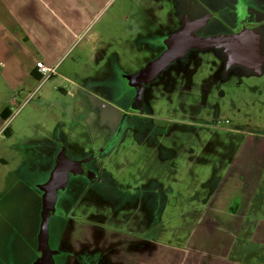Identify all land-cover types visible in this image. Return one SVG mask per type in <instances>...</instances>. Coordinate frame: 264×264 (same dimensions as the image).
I'll return each mask as SVG.
<instances>
[{"label":"rangeland","instance_id":"rangeland-1","mask_svg":"<svg viewBox=\"0 0 264 264\" xmlns=\"http://www.w3.org/2000/svg\"><path fill=\"white\" fill-rule=\"evenodd\" d=\"M256 1L260 6L256 17L264 29V0ZM202 2L220 12L234 6L229 0ZM187 3L116 1L93 28L108 21L106 51L91 55V46L81 43L64 55L57 74L42 84L31 75L18 49L16 58L4 52L8 47L0 49V101L13 109L5 123L0 116V124L4 123L0 130V264H34L39 257L42 191L38 186L54 167L56 150L63 142L70 156L97 154L115 181L138 188V194L129 195L133 205L137 197L143 196L139 201L146 205L154 197L149 210L143 211V222L145 229L156 222L152 232L162 235L161 240L190 245L189 233L203 229V220L213 215L220 226L214 234L204 235V247L238 261L264 263V241L254 237L264 217V67L262 74L234 67L226 76L218 50H192L195 56L186 69L172 65L152 89L151 133L146 125V131H138L142 124L136 120L114 135L109 114L99 101L106 98L126 107L127 93L112 79L115 62L126 71L145 66L159 52L160 37L182 26ZM1 61L6 62L4 69ZM18 61L27 64L19 66ZM8 126L10 136L3 134ZM214 175L221 178L220 183ZM155 181L161 193L153 195ZM75 185L70 186L72 201L78 197ZM87 194L75 204L67 203V211L84 219L103 215L107 226L122 227L126 218L122 212L130 208L120 211L104 192ZM63 212H53L50 220L53 246L65 225ZM154 212L157 218L152 217Z\"/></svg>","mask_w":264,"mask_h":264},{"label":"crops","instance_id":"crops-1","mask_svg":"<svg viewBox=\"0 0 264 264\" xmlns=\"http://www.w3.org/2000/svg\"><path fill=\"white\" fill-rule=\"evenodd\" d=\"M116 1L0 0V49L8 47L4 52L10 51L9 58H16L15 51L18 49L29 65V72L37 80L40 78L38 64L57 65L58 72L60 60L71 49L80 47L81 43L87 48L91 46V55L99 50L106 51L108 21L101 25V29L93 28L102 12ZM120 8L121 4L115 8L117 14ZM1 62L4 69L6 62ZM27 63L17 62L19 66ZM8 99L10 102L11 97ZM2 102L0 116L5 123L7 119L3 118L2 112L7 107L13 109L8 102ZM8 127L12 134L11 127ZM215 179L216 183H220L218 175ZM136 199L138 205L145 203L139 201L143 196ZM261 218L254 229V237L264 241V217ZM131 219H124L121 228L119 224L107 226L104 219L67 221L55 243L62 253L64 264H250L222 255L216 248L204 247V235L208 231L214 234L220 226L213 215L203 220V229L197 227L189 233L190 245L161 240L162 235L145 229L143 217L140 220L142 229L125 228L129 225L135 227Z\"/></svg>","mask_w":264,"mask_h":264},{"label":"flooded vegetation","instance_id":"flooded-vegetation-1","mask_svg":"<svg viewBox=\"0 0 264 264\" xmlns=\"http://www.w3.org/2000/svg\"><path fill=\"white\" fill-rule=\"evenodd\" d=\"M233 1L234 0H229V3L231 5H234L232 8H230L229 10L225 9L224 12H220L218 10L216 11L214 9H210L206 5V3L202 2V0H187L188 3L185 4L186 6L182 11L181 23L183 24V21L187 18L205 19L204 24L196 30L197 33H200L202 35L240 33L244 29L249 28L250 30H253L255 33H257L259 36H261L262 46L264 49V29L256 17L257 13L260 10V6L258 5L257 1L236 0V3H234ZM168 35L169 33L164 34L160 37L156 46V49L160 48L159 52H157V54L153 58H151V60L156 58L166 48L164 40ZM216 50H218L224 57L225 71H227L226 76H228L229 74L228 72H230V70H232L234 67H241L242 70L247 74H253V73L257 74L253 70L245 68L244 66L238 63H234V64L228 63L227 55L225 54V52L222 49H216ZM192 54L194 55V53H192L191 51L188 52V54L184 58L175 61L172 65L181 66L183 69H186L187 66L190 65L192 61ZM142 67L140 66L132 71H126L122 69L117 64V62H115V66L113 69L115 78L112 79H115L116 81L115 85L121 84V87L123 86L124 90L126 91L127 101H128L126 107L124 108L119 106L117 107V105L114 104L112 101L109 100L107 101V99L106 100L99 99V101L103 104L105 111H107V113L109 114V118L111 120L109 121L111 122L110 125L113 129L114 135L119 136L125 129L128 128L127 124L130 125V122H134L136 120L137 123L142 124L141 126H139L138 131H142L143 133V131H146V129L148 128L150 129L149 133H151L152 129H154L151 122H149L151 119L150 116H151V108H152L149 102L150 96L154 85L163 79V76H165V72L168 68L163 73L158 75V77L152 82L139 85L131 79V75L139 71ZM145 125L148 127L146 128ZM63 152H65V154L70 159L75 161L74 164L68 165L69 172H68L67 183L64 188H61L58 191V200L55 211L57 210L64 211L63 213L65 214L64 217L65 223L67 221L71 222L74 219L80 218V217H76L74 212L67 211L68 206H66L67 203H70L72 201L71 198H73V193L70 190L71 189L70 186L71 184H76L74 188L78 192V197L77 199L76 198L73 199L72 202H74V204L81 197H85L86 193H88L87 195H89L90 193L100 194V192L101 193L104 192L105 196H108L109 198H113L115 200L116 202L115 207L120 211L124 208V206L126 208H130L129 210L122 212V215L126 216L127 218V219L123 218V220L126 219V221H128L129 218H132L131 220L135 223V227H129L130 226L129 225V226H125V228H130L132 230H134L135 228L142 229L140 220L141 217L145 216L143 214L144 213L143 211H145V209L149 210L148 205L150 206L151 205L150 203L155 200L154 197L153 199L151 198L152 201L150 200V198L147 200V205L146 203H144L143 205H138V204L133 205L131 202H129V197L131 195L134 197L136 194H138L139 189L132 187L130 183H126L123 185L115 181L112 178V176L106 171V168L103 166V163L100 162V158L97 154L89 153L81 156H70L68 149L66 148L63 142L59 150L58 149L56 150L55 161H54L55 165L59 155ZM53 168L51 169V171L53 170ZM51 171L48 173L46 179L43 182H41V184L38 186L39 188L49 179L51 175ZM153 185H155V187L152 186L151 194L153 195L157 194L156 192L161 193V190L158 188L156 181L155 184ZM156 188H158L159 190H157ZM141 191L143 192V190H140V192ZM131 201L134 203L133 200ZM158 205H160V203H158ZM161 205H163V202L161 203ZM156 215L157 213L154 212V214H152V217L155 218ZM88 219L89 220L99 219L100 221H102V219H105V216L94 214L91 215V217ZM155 224L156 222H154L151 226L147 227V231H152L155 228ZM51 247L56 251L55 254L56 264H64V259L61 258L62 253H60V250L56 246H53L52 244ZM39 254L41 255L40 251ZM68 255L69 254H67V256Z\"/></svg>","mask_w":264,"mask_h":264},{"label":"water","instance_id":"water-1","mask_svg":"<svg viewBox=\"0 0 264 264\" xmlns=\"http://www.w3.org/2000/svg\"><path fill=\"white\" fill-rule=\"evenodd\" d=\"M205 22L203 18L185 19L182 26L170 33L164 40L166 48L150 60L131 79L139 85L152 82L175 61L184 58L195 49H222L227 55L228 63H238L245 68L262 74L264 67V49L261 36L249 28L240 33L202 35L196 32ZM75 161L65 152L61 153L49 179L40 186L42 193L41 221L38 232V250L41 255L34 264H56V251L50 244V220L56 210L58 191L64 188L69 167Z\"/></svg>","mask_w":264,"mask_h":264},{"label":"built area","instance_id":"built-area-1","mask_svg":"<svg viewBox=\"0 0 264 264\" xmlns=\"http://www.w3.org/2000/svg\"><path fill=\"white\" fill-rule=\"evenodd\" d=\"M37 67H38V72L40 74V78L38 79L39 84H42L45 80L49 79L51 76H53L57 73V65L50 66L48 64L42 63V64H38ZM34 93H35V91L32 92L31 94H34ZM9 118H7V119H9ZM3 132H4V130H3Z\"/></svg>","mask_w":264,"mask_h":264},{"label":"trees","instance_id":"trees-1","mask_svg":"<svg viewBox=\"0 0 264 264\" xmlns=\"http://www.w3.org/2000/svg\"><path fill=\"white\" fill-rule=\"evenodd\" d=\"M34 72H36V71H34ZM34 74H35V73H34ZM10 102H11V104H12V100H11ZM12 105H13V104H12ZM12 113H13V111H12L9 107H7V108L2 112L3 118L6 120L7 118H9V117L11 116ZM4 133H5L6 136H10V135H11V133L9 132V127H6V128L4 129Z\"/></svg>","mask_w":264,"mask_h":264}]
</instances>
